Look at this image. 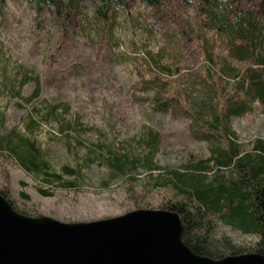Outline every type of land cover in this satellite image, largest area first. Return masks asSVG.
<instances>
[{
	"label": "trees",
	"instance_id": "obj_1",
	"mask_svg": "<svg viewBox=\"0 0 264 264\" xmlns=\"http://www.w3.org/2000/svg\"><path fill=\"white\" fill-rule=\"evenodd\" d=\"M136 1L28 0L38 12L49 9L65 34L81 26L84 5L90 3L91 19L87 15L85 19L96 24L97 31L104 29L107 48L114 44L120 14L131 13ZM143 1L161 17L167 18L170 9L178 6L194 8L202 19L196 31L208 62L205 76L193 72L185 93L173 92L171 81L163 77L173 76L175 70L164 63L163 52L148 50L153 64L164 72L143 78L135 88L146 95L138 98L150 103L155 111L188 119L191 137L205 142L210 155L182 168H165L158 161L162 136L146 125L137 136L116 144L79 116H71L68 103L52 104L43 98L42 77L19 62L10 67V58L0 50V93L15 100L19 107L32 106L21 127L12 128L7 127V108H0V157L14 159L39 180L37 190L45 197H53L61 189H80L86 170L94 163L109 169V181L126 179L130 188L141 183L139 176L145 172L154 177L153 187L170 197L158 208L180 214L183 241L193 252L213 259L251 252L264 255V139H257L247 148L233 128L234 118L264 114V0ZM208 32L213 35L208 36ZM217 36L224 45L222 51L215 48ZM31 83L34 90L25 95ZM43 121L57 123L67 149L74 154L73 165L65 164L59 171L53 168L39 138ZM87 132H98L99 139L87 146L82 156L77 150L85 145L82 135ZM0 193L17 211L38 216L16 205L9 184ZM129 194L133 196L134 190ZM21 195L31 199L25 192ZM135 201L137 208H153L148 201ZM222 226L252 236L255 241L249 247L236 243L231 236L218 233Z\"/></svg>",
	"mask_w": 264,
	"mask_h": 264
},
{
	"label": "rangeland",
	"instance_id": "obj_2",
	"mask_svg": "<svg viewBox=\"0 0 264 264\" xmlns=\"http://www.w3.org/2000/svg\"><path fill=\"white\" fill-rule=\"evenodd\" d=\"M91 9V4L86 3L81 26L65 34L49 9L38 12L28 0H0V50L10 58V67L19 62L42 77L43 98L52 104L68 103L71 116L77 115L82 122L95 126L110 141L121 144L137 136L146 125L162 136L158 161L165 168H182L190 161L208 157L207 144L191 137L188 119L155 111L150 103L138 98L146 95L135 88L143 78L153 76L156 71L164 72L153 64L148 50L154 54L163 52L164 63L175 70L173 76L163 77L171 81L173 92L185 93L193 72L205 76L208 62L196 31L202 19L194 8L174 6L166 18L143 0H137L131 13L120 14L111 48L105 46L104 29L97 31V25L85 19V15L91 19ZM211 35L208 32V36ZM217 39L215 48L224 50L218 36ZM2 62L0 59V65ZM1 74L0 70V80ZM33 90L31 83L24 94L29 95ZM36 104L40 105V100H36ZM4 107L8 128L21 127L27 111L32 108L19 107L15 100L0 93V108ZM233 128L245 147L250 148L257 139H264V114L234 118ZM39 138L55 170L75 163L74 154L67 149L56 122H44ZM82 138L86 143L77 152L83 156L88 151L87 146L98 141L99 134L87 132ZM139 178L141 183L132 188L126 179L109 181V169L98 162L86 170L80 189H61L55 196L45 197L37 190L41 185L39 180L14 159L0 157V189L9 184L17 206L63 222L119 216L137 209L135 199L148 201L159 209L170 197L153 187L154 177L141 172ZM133 190L135 194L131 196L129 191ZM22 192L31 199L23 197ZM218 233L227 234L236 243L248 247L255 241L254 237L226 226L220 227Z\"/></svg>",
	"mask_w": 264,
	"mask_h": 264
},
{
	"label": "water",
	"instance_id": "obj_3",
	"mask_svg": "<svg viewBox=\"0 0 264 264\" xmlns=\"http://www.w3.org/2000/svg\"><path fill=\"white\" fill-rule=\"evenodd\" d=\"M179 213L137 208L86 222L17 211L0 193V264H264L251 252L221 259L196 254L183 241Z\"/></svg>",
	"mask_w": 264,
	"mask_h": 264
}]
</instances>
